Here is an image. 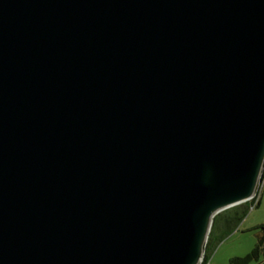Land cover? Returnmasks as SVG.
Wrapping results in <instances>:
<instances>
[{
  "label": "water",
  "instance_id": "1",
  "mask_svg": "<svg viewBox=\"0 0 264 264\" xmlns=\"http://www.w3.org/2000/svg\"><path fill=\"white\" fill-rule=\"evenodd\" d=\"M264 163V0H0V264H200Z\"/></svg>",
  "mask_w": 264,
  "mask_h": 264
},
{
  "label": "rangeland",
  "instance_id": "2",
  "mask_svg": "<svg viewBox=\"0 0 264 264\" xmlns=\"http://www.w3.org/2000/svg\"><path fill=\"white\" fill-rule=\"evenodd\" d=\"M256 191L254 199L259 198V204L251 206L239 224L217 242L205 264H231L230 259L243 257L253 249L258 234L256 227L264 224V179ZM247 264H264V258L260 256Z\"/></svg>",
  "mask_w": 264,
  "mask_h": 264
},
{
  "label": "trees",
  "instance_id": "3",
  "mask_svg": "<svg viewBox=\"0 0 264 264\" xmlns=\"http://www.w3.org/2000/svg\"><path fill=\"white\" fill-rule=\"evenodd\" d=\"M264 179V163L261 173V181ZM257 193V191H256ZM255 193V194H256ZM253 196L250 200L239 203L223 211L217 213L214 218L208 233V237L204 247V254L200 264H205L208 260L212 250L217 242L223 236L231 232L239 222L246 216L251 206L259 204V198L254 199ZM258 229L257 240L253 249L243 257H234L230 259L231 264H247L252 260H258L260 256L264 258V224L256 227Z\"/></svg>",
  "mask_w": 264,
  "mask_h": 264
},
{
  "label": "built area",
  "instance_id": "4",
  "mask_svg": "<svg viewBox=\"0 0 264 264\" xmlns=\"http://www.w3.org/2000/svg\"><path fill=\"white\" fill-rule=\"evenodd\" d=\"M201 263V262H200Z\"/></svg>",
  "mask_w": 264,
  "mask_h": 264
}]
</instances>
